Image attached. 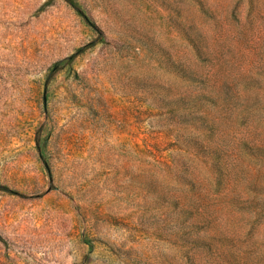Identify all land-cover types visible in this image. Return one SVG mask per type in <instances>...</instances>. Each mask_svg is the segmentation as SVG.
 <instances>
[{
    "label": "rangeland",
    "instance_id": "obj_1",
    "mask_svg": "<svg viewBox=\"0 0 264 264\" xmlns=\"http://www.w3.org/2000/svg\"><path fill=\"white\" fill-rule=\"evenodd\" d=\"M0 264H264V0H0Z\"/></svg>",
    "mask_w": 264,
    "mask_h": 264
}]
</instances>
